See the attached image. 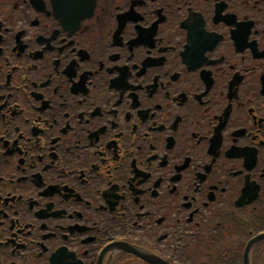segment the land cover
<instances>
[{
    "label": "flooded vegetation",
    "instance_id": "1",
    "mask_svg": "<svg viewBox=\"0 0 264 264\" xmlns=\"http://www.w3.org/2000/svg\"><path fill=\"white\" fill-rule=\"evenodd\" d=\"M0 264H264V0H0Z\"/></svg>",
    "mask_w": 264,
    "mask_h": 264
}]
</instances>
